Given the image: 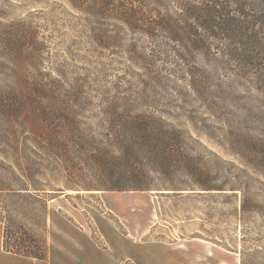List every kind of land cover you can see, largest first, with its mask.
Segmentation results:
<instances>
[{"label": "rangeland", "instance_id": "obj_1", "mask_svg": "<svg viewBox=\"0 0 264 264\" xmlns=\"http://www.w3.org/2000/svg\"><path fill=\"white\" fill-rule=\"evenodd\" d=\"M146 3L170 22H182L190 19L183 3L195 0ZM168 32L179 34L159 31L153 41L118 19L93 17L68 0H0V151L10 148L9 137L22 132L23 119L32 114L41 86L52 87L71 105L115 95H144L173 105V113L193 137L195 157L253 181V191L264 206L260 190L264 177L245 161L239 148L243 135L261 137L263 97L234 83L235 91L225 101H199L185 70L195 63L209 71L211 66L190 49L192 43L187 44L189 63H183L172 47L183 50L168 42ZM221 78L224 86L235 80L233 75ZM18 98L25 106L10 113V122L7 106ZM97 114V107L89 108L77 118L82 127H92L96 133ZM32 127L27 124L25 130ZM27 144L33 145L29 140ZM32 156L47 167L46 174L36 179L56 190L26 196L28 201L0 192V205L31 208L30 218L21 216L17 222L46 241L48 264H60L63 257L69 264L77 255L86 264H240L243 233L247 248L257 249L256 260L264 262V208L246 215L241 223L230 213L233 203L213 201L195 191L90 190L87 185H96L97 178L78 158L72 162ZM3 165L10 166L11 158L0 152ZM3 233L0 222V264H12L13 258L22 259L20 264L30 261L4 250Z\"/></svg>", "mask_w": 264, "mask_h": 264}, {"label": "trees", "instance_id": "obj_2", "mask_svg": "<svg viewBox=\"0 0 264 264\" xmlns=\"http://www.w3.org/2000/svg\"><path fill=\"white\" fill-rule=\"evenodd\" d=\"M68 1L93 17L118 19L153 41L158 40L159 31L179 32L176 35L168 32L165 36L168 42L182 48L180 51L172 47L176 56L188 64L191 52L187 44L192 43L190 49L203 55L207 65L211 66L209 71L195 63V67L185 70L199 101L213 104L216 99L225 101L233 95L234 83H238L246 89L256 90L264 104V0L183 3L184 15L190 19L182 22L165 19L149 7L148 0ZM187 32L189 37L180 36ZM153 52L156 59L160 49ZM223 75H233L235 80L224 86ZM36 93L33 112L22 122L24 130L20 135L9 137L10 148L0 151L6 159L11 158L10 166H0L3 174L0 176L1 193L28 201L26 196L36 197L40 191L56 190L36 179L46 174L47 167L32 154H42L56 161L73 162L78 158L84 162L97 178L96 185H87L86 189L90 190H168L173 194L195 191L213 201L222 199L224 203H233L230 213L241 223L246 215L264 208L258 199L259 193L253 191V181L244 180L242 174L225 173L218 165H209L202 156L195 157L193 137L173 113L174 106L170 103L163 105L144 95L137 98L115 95L103 97L98 102L87 100L71 105L52 87L41 86ZM24 106L20 98L8 104L10 122L13 119L10 113L20 112ZM95 107L99 109L96 133L92 127H82L77 118L82 110ZM262 123L261 137L243 135L239 148L245 161L264 177ZM27 124L33 126L30 131L25 130ZM28 140L33 143L32 147H28ZM260 190L264 192V182L260 183ZM209 211L214 208L210 207ZM30 214L31 208L23 204L17 207L0 205V222L4 224L3 248L33 258L37 264H48L46 241L17 222L18 217ZM246 240L243 233L240 264H264L256 260L257 249L250 251L247 248Z\"/></svg>", "mask_w": 264, "mask_h": 264}, {"label": "crops", "instance_id": "obj_3", "mask_svg": "<svg viewBox=\"0 0 264 264\" xmlns=\"http://www.w3.org/2000/svg\"><path fill=\"white\" fill-rule=\"evenodd\" d=\"M20 257L27 258L30 260V261L26 262L25 264H36L33 258L24 257V256H20ZM71 259L73 261L69 262V264H86V262H87V261H83L81 256H79V255H77L76 257H71ZM11 260L13 261L12 264H20L22 262L21 261L22 259H19V258H13ZM61 260H62V258H61ZM65 260H66V258L63 257V260L61 261L60 264H68V261H65Z\"/></svg>", "mask_w": 264, "mask_h": 264}, {"label": "water", "instance_id": "obj_4", "mask_svg": "<svg viewBox=\"0 0 264 264\" xmlns=\"http://www.w3.org/2000/svg\"><path fill=\"white\" fill-rule=\"evenodd\" d=\"M160 192H168L167 190H162V191H160Z\"/></svg>", "mask_w": 264, "mask_h": 264}]
</instances>
